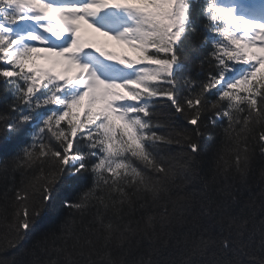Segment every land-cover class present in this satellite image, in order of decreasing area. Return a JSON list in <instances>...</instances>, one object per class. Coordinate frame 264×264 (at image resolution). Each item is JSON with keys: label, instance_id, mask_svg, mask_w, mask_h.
<instances>
[{"label": "snow or ice", "instance_id": "6c2138e0", "mask_svg": "<svg viewBox=\"0 0 264 264\" xmlns=\"http://www.w3.org/2000/svg\"><path fill=\"white\" fill-rule=\"evenodd\" d=\"M196 10L0 0V264H264V0Z\"/></svg>", "mask_w": 264, "mask_h": 264}, {"label": "trees", "instance_id": "16d2710c", "mask_svg": "<svg viewBox=\"0 0 264 264\" xmlns=\"http://www.w3.org/2000/svg\"><path fill=\"white\" fill-rule=\"evenodd\" d=\"M204 0H197V10H196V25L199 29L202 22L204 21L203 16L200 13L201 8L203 7ZM203 35L202 32H198L196 35L190 37L188 43V51L190 55V62H189V71L191 72H200L198 67V60L196 59L197 56H202V39L201 36ZM125 53L128 55H133L130 49L125 46ZM202 78V75H201ZM11 94L0 95V112H5L7 109V104L10 102ZM215 133L214 141L210 142L214 144L217 148H224L222 133L220 132L219 128H215L212 130ZM29 139L28 134L25 133L22 137V141H27ZM206 145L209 142H205ZM15 151H18L17 145H0V159H6L9 155L13 154ZM261 166V162H257V168ZM63 209L57 207L56 212L51 213L44 218L37 224L35 230L30 234L27 241L25 242L26 245H30L37 237H39L45 230L51 228L55 225V223L59 220L60 216L63 214Z\"/></svg>", "mask_w": 264, "mask_h": 264}, {"label": "rangeland", "instance_id": "374dc122", "mask_svg": "<svg viewBox=\"0 0 264 264\" xmlns=\"http://www.w3.org/2000/svg\"><path fill=\"white\" fill-rule=\"evenodd\" d=\"M92 36H93V39L98 44L110 45V46H113V47L117 48L118 50L121 48V45L120 44H118L116 41L111 40L108 37L101 36L98 33H93Z\"/></svg>", "mask_w": 264, "mask_h": 264}]
</instances>
